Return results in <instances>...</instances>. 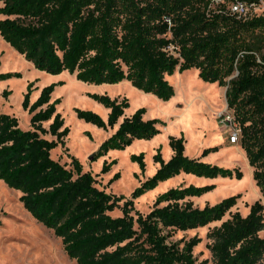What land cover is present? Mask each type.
<instances>
[{
  "label": "trees",
  "instance_id": "16d2710c",
  "mask_svg": "<svg viewBox=\"0 0 264 264\" xmlns=\"http://www.w3.org/2000/svg\"><path fill=\"white\" fill-rule=\"evenodd\" d=\"M213 1L0 0V36L36 68L52 74L67 71L88 84L128 80L167 100L173 87L165 76L194 68L202 81L226 86L227 108L240 126V147L264 199V16L242 20L230 13L231 0ZM11 76L20 73H0V79ZM55 85L42 87L30 102L28 84L22 100L30 115L27 129L19 127L15 116L0 112V180L21 192L26 211L53 230L76 264H207L197 263L192 254L199 238L180 246L170 237L175 231L220 221L236 204L237 194L199 207L192 198L211 191L214 184H180L158 194L146 214L131 213L133 200L181 173L241 178V170L188 158L184 137L169 136L171 157L164 161L157 149L155 172L120 204L122 198L99 188L76 158L68 156L67 167L52 157L69 131L56 112L59 100H51ZM92 97L109 108L107 120L79 108L77 117L103 129L118 124L93 159L150 139L160 132L157 124H164L158 118L144 119V107L124 116L126 98ZM215 149H203L201 156ZM143 157V152L130 156L142 171ZM113 163L105 162L102 171ZM118 177L116 173L111 181ZM115 209L120 216L110 215ZM262 231L261 200L254 201L246 215L231 213L209 233L214 264H261Z\"/></svg>",
  "mask_w": 264,
  "mask_h": 264
},
{
  "label": "rangeland",
  "instance_id": "374dc122",
  "mask_svg": "<svg viewBox=\"0 0 264 264\" xmlns=\"http://www.w3.org/2000/svg\"><path fill=\"white\" fill-rule=\"evenodd\" d=\"M7 72H19L20 76L0 79V112L15 116L21 129L29 128L30 115L22 107L28 84H31L29 100L33 102L42 87L55 83L51 100H59L56 112L63 119V127H68L69 131L63 143L52 150V157L66 163L67 167H70L68 156L76 158L82 169L96 178L99 188L122 198L120 204L130 198L134 188L155 172L159 166L153 159L157 149L164 160L171 157L169 136L184 137V155L188 158L202 157L203 149L215 147V150L203 156V162L222 167H238L241 170V178L181 173L133 200L134 210L131 213L137 211L146 214L158 194L180 184H214L211 191L192 198L199 207L215 204L237 194L236 204L220 221L186 231H175L170 237L171 241L179 242L180 246L193 237L199 238L192 250L197 263L205 260L207 264H214L208 248L212 242L209 233L221 221L229 218L235 211L246 215L250 205L256 200H261L264 206V199L252 178V169L244 151L239 142H229L227 131L216 119L226 110L232 113L226 104V86H220L218 82L202 81L198 77V70L193 68L166 75L165 78L173 87V95L163 100L153 93L138 89L128 80L115 84H88L77 80L67 71L58 74L45 72L36 68L32 61L27 60L0 36V73ZM92 95H107L119 100L126 98L128 106L124 110L125 115L144 107L145 118H158L164 124H157L160 132L150 139L136 140L124 149L110 150L106 155L93 159L92 154L114 128L103 129L77 117L76 109L79 108L94 111L107 120L109 108ZM47 125L46 122L43 124L44 127ZM141 152L145 163L143 171L130 158L132 154ZM112 160L115 163L108 171L103 172V164ZM116 173L119 177L111 181ZM20 194L19 190L9 188L0 180V264H76L75 260L66 255L61 239L55 236L53 230L36 221L26 211L19 200ZM110 215L120 216L121 211L115 209ZM260 234L264 235V231ZM261 264H264V259Z\"/></svg>",
  "mask_w": 264,
  "mask_h": 264
},
{
  "label": "built area",
  "instance_id": "2783aa9c",
  "mask_svg": "<svg viewBox=\"0 0 264 264\" xmlns=\"http://www.w3.org/2000/svg\"><path fill=\"white\" fill-rule=\"evenodd\" d=\"M224 0H214V4L223 3ZM230 13L237 18L247 20L252 17L264 16V0H231L228 3ZM217 122L227 131L230 143H238L240 126L234 119L233 114L224 111L217 116Z\"/></svg>",
  "mask_w": 264,
  "mask_h": 264
},
{
  "label": "crops",
  "instance_id": "0c3cea01",
  "mask_svg": "<svg viewBox=\"0 0 264 264\" xmlns=\"http://www.w3.org/2000/svg\"><path fill=\"white\" fill-rule=\"evenodd\" d=\"M131 114H132V113H131ZM131 114L125 115V111H124V116H129V115H131ZM143 117H144V115H143ZM144 119H150V118H145V117H144ZM117 126H118V124H116V125L113 127V128H114L113 131L110 132L108 135H110L111 133H113V132L115 131V129L117 128ZM26 129H27V128H26ZM108 135H107V136H108ZM107 136H106V137H107ZM106 137H105V138H106ZM105 138H104V139H105ZM135 141H136V140H135ZM135 141H134V142H135ZM132 143H133V142H132ZM171 151H172V150H171ZM171 155H172V154H171ZM196 157L198 158V157H200V156H196ZM196 157H195V158H196ZM169 158H170V157H169ZM169 158H168V159H169ZM203 158H204V157H200V160L202 161ZM168 159H165L164 161H167Z\"/></svg>",
  "mask_w": 264,
  "mask_h": 264
},
{
  "label": "bare ground",
  "instance_id": "6f19581e",
  "mask_svg": "<svg viewBox=\"0 0 264 264\" xmlns=\"http://www.w3.org/2000/svg\"><path fill=\"white\" fill-rule=\"evenodd\" d=\"M196 72V71H195ZM73 76V75H72Z\"/></svg>",
  "mask_w": 264,
  "mask_h": 264
}]
</instances>
